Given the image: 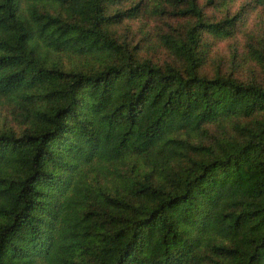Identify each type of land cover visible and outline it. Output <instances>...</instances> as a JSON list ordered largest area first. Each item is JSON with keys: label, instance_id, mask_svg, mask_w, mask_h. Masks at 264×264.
Returning <instances> with one entry per match:
<instances>
[{"label": "trees", "instance_id": "trees-1", "mask_svg": "<svg viewBox=\"0 0 264 264\" xmlns=\"http://www.w3.org/2000/svg\"><path fill=\"white\" fill-rule=\"evenodd\" d=\"M130 1L0 0V264H264V43L241 78L229 0Z\"/></svg>", "mask_w": 264, "mask_h": 264}, {"label": "rangeland", "instance_id": "rangeland-1", "mask_svg": "<svg viewBox=\"0 0 264 264\" xmlns=\"http://www.w3.org/2000/svg\"><path fill=\"white\" fill-rule=\"evenodd\" d=\"M126 3L129 5L132 1ZM217 1V0H216ZM145 2V0H143ZM255 0H229L224 8L213 14L215 17H220L221 13L230 12L235 14L241 12L242 17L238 23L239 29L236 35L225 41L215 42L212 48V54L215 58V63L223 62V68H230L235 71L241 78L250 79L253 76L261 78L262 68L254 60L248 59V51L251 44H256L262 41L264 43V6H255ZM133 4L125 7L130 8ZM243 6V10H240ZM211 13V11H209ZM148 14V13H147ZM147 14L139 19H126L122 23L120 33L127 37L131 42L138 43L142 46L144 53L159 62H173L175 59L171 54L162 50L152 42H157L154 32L157 30L166 31L169 29V23H174L169 15H157L153 18H148ZM153 32L151 33V30ZM157 36V35H156ZM152 41V42H151ZM214 63V64H215ZM5 124L19 128L18 122L11 119L6 112L0 113V124ZM216 125L211 126V132H217ZM102 179V177H98Z\"/></svg>", "mask_w": 264, "mask_h": 264}]
</instances>
